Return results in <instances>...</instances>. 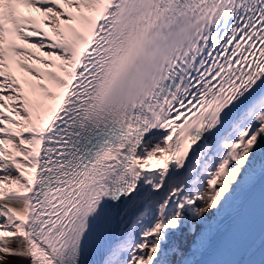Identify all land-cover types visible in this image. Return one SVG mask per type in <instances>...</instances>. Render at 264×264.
<instances>
[{
  "label": "snow or ice",
  "instance_id": "6c2138e0",
  "mask_svg": "<svg viewBox=\"0 0 264 264\" xmlns=\"http://www.w3.org/2000/svg\"><path fill=\"white\" fill-rule=\"evenodd\" d=\"M0 264H264V0H0Z\"/></svg>",
  "mask_w": 264,
  "mask_h": 264
},
{
  "label": "bare ground",
  "instance_id": "6f19581e",
  "mask_svg": "<svg viewBox=\"0 0 264 264\" xmlns=\"http://www.w3.org/2000/svg\"><path fill=\"white\" fill-rule=\"evenodd\" d=\"M22 11H24L25 13L28 12L27 9H22ZM31 14H32L33 16H35V17L37 18L38 21H41L40 26L43 28L44 31L49 32V35H50V36L53 35V34H52V30H51V28L48 27L47 24H46L45 22H43L42 14L37 13L34 9L31 10ZM33 39H36V38H33ZM17 42H18V43H22V42H20V41H17ZM32 51H36L38 54H43V52L47 51V49H42V50H41V49H32ZM45 59H47V57H45ZM32 63H33V65H34L35 67H39V68H41V69H44V67H45L43 64H40L39 62H36V61H32ZM52 70H55V69H52ZM45 82H46V81H45ZM149 163H150V165H151L153 168H156V167H158V165H162V164H163V161H157L155 158H153ZM169 163H171V159H170Z\"/></svg>",
  "mask_w": 264,
  "mask_h": 264
}]
</instances>
